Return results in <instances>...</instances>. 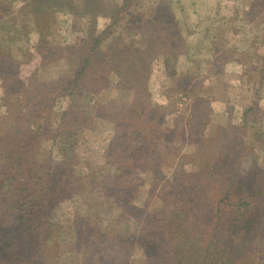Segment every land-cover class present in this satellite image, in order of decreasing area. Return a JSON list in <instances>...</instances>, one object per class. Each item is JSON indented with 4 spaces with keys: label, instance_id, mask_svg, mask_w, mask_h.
I'll return each mask as SVG.
<instances>
[{
    "label": "trees",
    "instance_id": "trees-1",
    "mask_svg": "<svg viewBox=\"0 0 264 264\" xmlns=\"http://www.w3.org/2000/svg\"><path fill=\"white\" fill-rule=\"evenodd\" d=\"M131 1H123V11ZM176 1L182 2L172 0ZM28 2L36 3L37 16H46L38 0ZM258 8L264 10V6ZM119 14L102 33L80 41L85 53L58 82L36 80L10 91L16 100L10 102L12 113L0 116V264H80L79 252L64 251L66 244L78 242L77 225L72 220H53L59 204L73 197L79 201L77 219L88 225L87 255L101 253L100 244L108 236L97 231L103 217L93 216L86 202L107 195L113 200V210L117 208L112 212L114 219H123L121 211L133 210L132 206L143 215L137 233H112L126 250L125 264H264V170L255 148L242 143L243 129L201 134L190 170L174 171L164 182L142 177L149 169L161 173L162 165L171 166V140L177 135L182 139L185 128L177 124V118L168 126L161 120L153 124L162 107L151 101L150 94L146 93L147 99L137 96L141 90L132 84L137 79L136 67L153 52L120 45L121 35L115 34L122 18ZM253 68L258 78L248 86L253 95L247 116L264 96V55L257 54L253 66L242 71V83ZM117 79L127 81L126 90L112 96L113 101L100 100L93 114L69 106L55 125L40 119L43 108L54 106L62 91L69 97L84 89L104 95V87ZM123 96L128 103L121 112L115 98ZM107 109L121 115L111 116L99 128L120 134L126 142L108 145L103 154L82 155L78 150L81 135L87 128L93 134L97 114ZM222 139L224 143L216 148L214 143ZM130 195L143 197L141 208L114 203L127 201ZM141 241L143 248L151 250L135 256Z\"/></svg>",
    "mask_w": 264,
    "mask_h": 264
},
{
    "label": "rangeland",
    "instance_id": "rangeland-1",
    "mask_svg": "<svg viewBox=\"0 0 264 264\" xmlns=\"http://www.w3.org/2000/svg\"><path fill=\"white\" fill-rule=\"evenodd\" d=\"M123 1L38 0L45 6L46 16L42 17L37 16L36 3L0 0V116L7 117L12 113L10 104L16 100L10 95L11 89L18 90L23 83L29 85L36 80L58 82L85 53L86 46H80V41L102 33L120 11L122 18L115 32L116 36L121 35L120 45L125 44L131 47L130 50L143 47L153 52L142 66L138 64L136 67L137 79L132 84L141 90L137 96L147 99L146 93L150 94L151 101L162 107L153 124L161 120L168 126L177 118V124H183L185 128L182 139L179 140L177 135L171 140L170 145L174 148V154L170 156L171 166L162 165L161 173L149 169V174L142 177L164 182L174 171L190 170L201 145V134L215 129L222 133L225 130L237 133L243 129L242 143L255 148L264 170V96L255 110L246 115L252 101L249 96L253 95L248 86L258 78L257 68L247 71L244 83L241 78L246 66H253L256 55H264V10L258 8L264 6V0H255V3L254 0H132L126 11L121 8ZM13 32L16 34H10ZM6 40L10 43H4ZM72 48L74 50L70 51ZM126 88L127 81L117 79L104 87L103 94L107 98L88 94L85 89L75 92L73 97L62 91L54 106L43 108L45 112L40 114V119L55 125L69 106H79L82 113L93 114L100 100L113 101L112 96ZM23 95L19 93L20 97ZM115 100L118 110L124 112L128 99L123 96ZM7 102L9 105H5ZM118 110L107 109L97 114V129L93 134L88 128L84 130L78 147L82 155L103 154L108 145L124 142L120 134H109L99 128L111 116H120ZM222 141L214 143L215 147H221ZM129 197L127 201L119 199L114 203L117 207H123L125 202L142 207L143 197ZM78 202L76 197L64 201L53 214L56 222L72 220L77 225L79 240L66 244L64 251L79 252L80 264H125L126 250L123 251L112 238V233H137L139 220L143 217L140 210L131 205L133 210L121 211L125 216L117 220L112 215L117 208L113 210L115 206L111 197L89 198L86 205L91 206L90 213L103 217L97 231L108 236L100 244L101 253L87 255L90 248L86 243L88 225L83 219H77L75 209ZM144 243L141 241L139 247L136 246L135 256L151 250L150 246L143 248Z\"/></svg>",
    "mask_w": 264,
    "mask_h": 264
}]
</instances>
